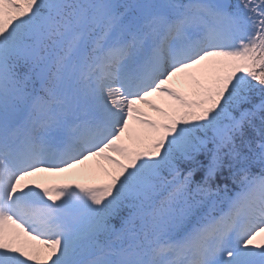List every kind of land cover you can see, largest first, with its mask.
I'll use <instances>...</instances> for the list:
<instances>
[{"label": "snow or ice", "instance_id": "1", "mask_svg": "<svg viewBox=\"0 0 264 264\" xmlns=\"http://www.w3.org/2000/svg\"><path fill=\"white\" fill-rule=\"evenodd\" d=\"M262 238L264 0H0V264H264Z\"/></svg>", "mask_w": 264, "mask_h": 264}, {"label": "rangeland", "instance_id": "2", "mask_svg": "<svg viewBox=\"0 0 264 264\" xmlns=\"http://www.w3.org/2000/svg\"><path fill=\"white\" fill-rule=\"evenodd\" d=\"M185 84H186L185 88L182 87L181 92L187 93L194 87L193 80L190 81V86H189V83H185ZM142 134H143L142 132L136 131L135 128L130 126L129 132L125 134L126 138H125L124 144H127V145L133 144L136 141V139L142 136ZM107 166L109 168L112 167L109 164ZM102 175H103V172H101L95 165L88 164L87 170L83 171L82 168L75 169L70 173H66V175H64V178L70 177L74 183L90 184V183L95 182L99 177H102ZM60 179L61 178L59 177L58 179H55V180H60ZM257 242H264V238L258 240Z\"/></svg>", "mask_w": 264, "mask_h": 264}, {"label": "bare ground", "instance_id": "3", "mask_svg": "<svg viewBox=\"0 0 264 264\" xmlns=\"http://www.w3.org/2000/svg\"><path fill=\"white\" fill-rule=\"evenodd\" d=\"M190 81H192V80H191V79H188V80H183L182 82H178V83H176V87H177V89H178L179 91H181L182 87L185 88V85H186L185 83H189V86H190ZM149 100H150L153 104H155L157 107H160V108L165 109V110H167L168 105H169V103H170V101H168L166 98L161 97V96H159V95H155V96L149 97ZM137 107L140 108V109H141L142 111H144L145 113H147V115H148L149 117L154 118V119H160L159 114L156 113V112L152 109V107H150L149 105H147V104H137ZM131 127L135 128L137 131H140V132H142V133L144 132V130L142 129V127H141L140 125H138V124L133 123V124L131 125ZM125 138H126V135H125ZM123 142H125V139H124ZM110 154H111V153H110ZM99 160H101V159H99ZM100 162L104 163L105 161H104V160H101ZM88 164L95 165V166L99 169V167H98V165H97L98 162H97L96 160H91V161H89L86 165L81 166V168L83 169V171L87 170V165H88ZM101 172H103V171H101ZM41 175L44 176V177L47 176V174H41ZM64 175H66V173L60 175L59 177H60L61 179H60V180H57V181L71 183V178H70V177H66V178H64ZM59 177H54L53 179H58ZM67 178H68V179H67ZM69 179H70V180H69Z\"/></svg>", "mask_w": 264, "mask_h": 264}, {"label": "trees", "instance_id": "4", "mask_svg": "<svg viewBox=\"0 0 264 264\" xmlns=\"http://www.w3.org/2000/svg\"><path fill=\"white\" fill-rule=\"evenodd\" d=\"M257 102H258V99H257Z\"/></svg>", "mask_w": 264, "mask_h": 264}]
</instances>
